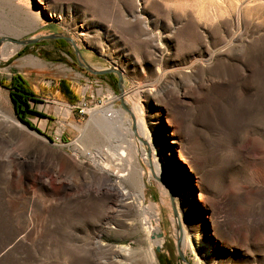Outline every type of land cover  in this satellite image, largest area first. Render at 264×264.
Segmentation results:
<instances>
[{
  "label": "rangeland",
  "instance_id": "374dc122",
  "mask_svg": "<svg viewBox=\"0 0 264 264\" xmlns=\"http://www.w3.org/2000/svg\"><path fill=\"white\" fill-rule=\"evenodd\" d=\"M30 4L43 14L38 26L0 2V39L59 34L73 46L1 43L13 53L0 55V264H264V0ZM85 67L115 70L121 83ZM14 75L48 107V117L28 119L41 134L18 119L1 86ZM108 107L142 149L131 166L113 165L130 140L122 128L93 136V111ZM149 142L165 179L153 174ZM84 153L126 174L125 196ZM149 204L156 234L139 210ZM179 228L191 242L200 230L194 254Z\"/></svg>",
  "mask_w": 264,
  "mask_h": 264
},
{
  "label": "bare ground",
  "instance_id": "6f19581e",
  "mask_svg": "<svg viewBox=\"0 0 264 264\" xmlns=\"http://www.w3.org/2000/svg\"><path fill=\"white\" fill-rule=\"evenodd\" d=\"M1 3H3L5 6L8 7V10L12 12L16 17H18L21 20H24L25 22L28 21L31 24L38 26L41 23V20H43V14L41 13L40 9L38 8H33L30 4V0H0ZM13 24V23H12ZM5 39V38H1ZM13 53L12 49L10 47L4 46L2 49L0 48V55L3 56L4 58H7ZM134 113H131L132 116L136 119V122L134 121V124H136L137 128L140 130V135H137V137L144 143H146L145 139L150 140V132L146 130L143 126L142 120L139 118V116H142V111L138 106L136 108H133ZM108 111L111 112V114L107 115ZM91 121L93 123V136H98L100 132L103 133H111L116 129L117 127L122 128L123 131L127 134L128 137L127 139V147H117L112 156H114L113 160L115 161L113 165L116 167L119 163L122 164H127L129 166L132 165V161L134 159V155L137 152H140V148L136 145L137 142H132L131 137H133V134L130 132V123L129 121L122 120L121 117L119 116V113L114 111L111 107H108L107 110H94L91 116ZM122 126V127H121ZM148 147L150 151H152V160L150 159L149 163L151 164L153 168V174L156 177L165 179L163 177V174L161 173V167H160V161L157 160V158L154 157V146L149 142ZM122 149V150H120ZM145 153H142V159L144 160L145 163H147V160L145 158ZM86 159H88L90 162H92V165L98 169L101 173L105 174V179L107 181H111L109 176H114L115 181L112 183L111 187L114 189L121 197L126 195V192L123 190L122 187V182L124 181L126 174L123 172H113L109 168V164H105L104 160L102 157L96 156L95 154L91 153H84ZM109 163V162H108ZM162 165V164H161ZM170 175L172 176V171H175L173 167H171L169 170ZM169 185V184H168ZM170 187V185H169ZM138 197L140 199H144V185L142 182H138ZM146 199V198H145ZM139 202V201H138ZM143 214V220L144 224L147 226V228L150 229V232L152 234H156L159 229V216H158V211L157 207L155 205L149 204L147 206H142L140 209ZM176 223H181V220H179V217L176 219ZM180 230L176 234V238L178 242L181 244V247L183 249L189 248L191 252L194 254L195 246L194 243L197 245V247L202 244L200 242V230L198 231V234L194 235V241H189V239L186 236V232L184 229L179 228ZM157 246H161V242H156L155 243ZM196 256V255H195ZM198 259V258H197Z\"/></svg>",
  "mask_w": 264,
  "mask_h": 264
},
{
  "label": "trees",
  "instance_id": "16d2710c",
  "mask_svg": "<svg viewBox=\"0 0 264 264\" xmlns=\"http://www.w3.org/2000/svg\"><path fill=\"white\" fill-rule=\"evenodd\" d=\"M1 86L9 89L10 100L13 103V109L18 119L41 134L38 129L34 128L28 122L30 116H37L40 118L46 117L43 114L35 111V105L40 103V101L36 98H33V94L28 81L20 75H14L12 76L8 84L3 83L1 84ZM60 91L63 94L67 95L69 93L67 92L68 90L66 87H62ZM30 102H32L33 104L31 105Z\"/></svg>",
  "mask_w": 264,
  "mask_h": 264
},
{
  "label": "water",
  "instance_id": "95a60500",
  "mask_svg": "<svg viewBox=\"0 0 264 264\" xmlns=\"http://www.w3.org/2000/svg\"><path fill=\"white\" fill-rule=\"evenodd\" d=\"M58 39H62V40L68 42L70 45L73 46L72 42L69 39H67V38H65V37H63L62 35H59V34H57V35L44 36V37H40V38H37V39L26 40V41H15V40H11V39H0V46H1V43L3 41H5V40L8 41V42H10V43H13V44H17V45H22L23 46V45H28V44H35L37 42L44 41V40H58ZM85 68L89 72H91L92 74L99 75V76L100 75H104L106 73L113 72V73H115L117 75L119 84L121 83V75L118 72H116L115 70L95 71V70H92L89 67H85Z\"/></svg>",
  "mask_w": 264,
  "mask_h": 264
},
{
  "label": "crops",
  "instance_id": "0c3cea01",
  "mask_svg": "<svg viewBox=\"0 0 264 264\" xmlns=\"http://www.w3.org/2000/svg\"><path fill=\"white\" fill-rule=\"evenodd\" d=\"M35 111L38 113L43 114L44 116L48 117L47 115L50 114V112H48V107L44 104V102H40L38 104L35 105Z\"/></svg>",
  "mask_w": 264,
  "mask_h": 264
},
{
  "label": "built area",
  "instance_id": "2783aa9c",
  "mask_svg": "<svg viewBox=\"0 0 264 264\" xmlns=\"http://www.w3.org/2000/svg\"><path fill=\"white\" fill-rule=\"evenodd\" d=\"M76 110L79 115H85L88 113L89 108L85 102L79 103L78 106H76Z\"/></svg>",
  "mask_w": 264,
  "mask_h": 264
}]
</instances>
